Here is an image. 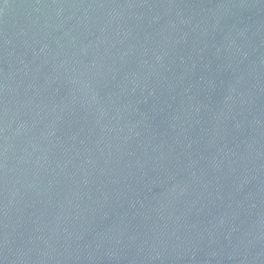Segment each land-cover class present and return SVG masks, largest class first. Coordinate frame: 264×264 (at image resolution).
<instances>
[{
	"label": "water",
	"instance_id": "95a60500",
	"mask_svg": "<svg viewBox=\"0 0 264 264\" xmlns=\"http://www.w3.org/2000/svg\"><path fill=\"white\" fill-rule=\"evenodd\" d=\"M0 264H264V0H0Z\"/></svg>",
	"mask_w": 264,
	"mask_h": 264
}]
</instances>
